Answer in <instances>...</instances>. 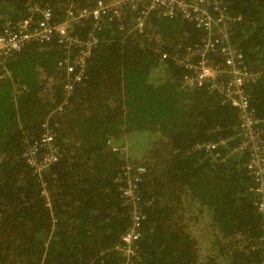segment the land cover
Returning a JSON list of instances; mask_svg holds the SVG:
<instances>
[{
    "label": "trees",
    "instance_id": "obj_1",
    "mask_svg": "<svg viewBox=\"0 0 264 264\" xmlns=\"http://www.w3.org/2000/svg\"><path fill=\"white\" fill-rule=\"evenodd\" d=\"M72 1L96 0H0V20L28 16L34 5L52 7L60 19ZM225 7L241 16L232 38L248 67L264 69V0H225ZM200 36L193 22L161 11L148 14L142 30L109 22L71 96L57 43H32L6 60L0 264H123L117 247L135 204L146 217L132 264H262V218L246 157L195 149L239 130L236 110L219 95L182 82L175 57ZM248 91L255 115L264 117V73ZM46 121L61 156L40 179L23 152ZM126 162L146 169L135 203L124 193L127 177L116 182Z\"/></svg>",
    "mask_w": 264,
    "mask_h": 264
},
{
    "label": "built area",
    "instance_id": "obj_2",
    "mask_svg": "<svg viewBox=\"0 0 264 264\" xmlns=\"http://www.w3.org/2000/svg\"><path fill=\"white\" fill-rule=\"evenodd\" d=\"M161 11L168 17L193 22L201 31L199 41L186 48L175 60L185 70L182 82L190 88H204L219 95L223 103L233 107L239 119L237 134L195 145L210 156H245L248 175L252 178L250 190L256 195V210L262 218L260 244L264 249V117H258L251 105L248 87L259 81L263 68L251 69L243 51L233 41V27L241 19L225 7V0H96L93 5L79 6L73 1L66 7L65 16L56 19L52 7L34 5L31 13L20 19L0 20V67L5 74V62L32 43H57L64 51L58 67L65 71V94L71 96L75 85L83 81L88 62L100 43V32L109 22L142 30L148 14ZM137 17L134 22L129 18ZM85 28V34L79 32ZM2 77L4 75H1ZM67 102L59 106V110ZM36 143L23 152L33 172L42 179L43 173L61 156L55 129L49 121ZM112 148L117 150L116 145ZM145 168L126 162L120 177H127L126 196L135 203L138 199L136 183ZM45 186V183H43ZM43 192L48 196L46 188ZM145 213L139 207L131 209V224L117 247L127 257L136 255V243ZM260 248V247H259ZM264 264V250L262 252ZM123 264H132V261Z\"/></svg>",
    "mask_w": 264,
    "mask_h": 264
}]
</instances>
